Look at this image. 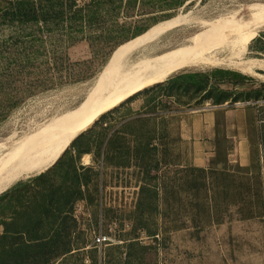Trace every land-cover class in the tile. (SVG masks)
Masks as SVG:
<instances>
[{
    "label": "rangeland",
    "instance_id": "1",
    "mask_svg": "<svg viewBox=\"0 0 264 264\" xmlns=\"http://www.w3.org/2000/svg\"><path fill=\"white\" fill-rule=\"evenodd\" d=\"M255 1L264 0H146L133 16L120 18L124 28L119 32L93 43L84 39L68 44L65 51L77 63L80 80L26 97L0 120V140L33 133L76 110L117 51L151 30L190 14L188 22L158 36L155 46L168 49L184 43L205 22ZM249 49L246 61H264V29ZM254 68L247 73L186 68L129 98L70 142L52 167L0 190V197L16 187L20 191L13 209L3 201L0 223L15 222L17 236L26 237L23 223L34 209L26 190H42L45 181L34 179L60 160L63 169L76 161L94 168L96 200L76 205L79 230L86 232L89 246L64 264H264V68ZM212 105L248 108L252 158L246 166L230 162L234 139L226 135L201 179L184 128L196 110ZM42 203L44 211L47 202ZM95 219L90 231L88 224ZM4 224L0 235L6 232ZM124 240L145 249L130 256L126 248H118L125 246Z\"/></svg>",
    "mask_w": 264,
    "mask_h": 264
},
{
    "label": "trees",
    "instance_id": "2",
    "mask_svg": "<svg viewBox=\"0 0 264 264\" xmlns=\"http://www.w3.org/2000/svg\"><path fill=\"white\" fill-rule=\"evenodd\" d=\"M145 3L146 0H0V120L37 91L79 81L77 63L71 61L66 46L84 39L93 43L119 32L124 28L120 18L133 16ZM124 39L117 38L110 48ZM61 166L62 160L34 179L45 181L42 190L29 186L25 192L34 205L23 223L26 237L17 236L15 222L0 223L6 227L0 235V264H64L69 256L87 250L86 232L79 230L75 208L79 202L93 205L96 200V172L76 161L67 169ZM194 170L201 179L206 177V169L194 166ZM18 193L16 187L0 197V209L4 200L6 207L13 209ZM43 201L47 202L44 211ZM96 225V219L92 220L88 229L93 231ZM48 226L52 227L49 232L45 230ZM50 231L53 233L48 236ZM124 245L118 248H126L130 256L145 249L140 243L127 244V240ZM92 246L97 251L96 244Z\"/></svg>",
    "mask_w": 264,
    "mask_h": 264
},
{
    "label": "bare ground",
    "instance_id": "3",
    "mask_svg": "<svg viewBox=\"0 0 264 264\" xmlns=\"http://www.w3.org/2000/svg\"><path fill=\"white\" fill-rule=\"evenodd\" d=\"M190 17L161 25L121 47L97 85L73 112L53 118L33 133L0 140V190L19 178L52 167L70 142L100 117L180 70L220 67L247 73L253 72L255 66L264 68V61H246L252 39L264 29V1L241 5L221 18L205 22L180 45L165 46V50L155 46L160 34L188 22Z\"/></svg>",
    "mask_w": 264,
    "mask_h": 264
},
{
    "label": "crops",
    "instance_id": "4",
    "mask_svg": "<svg viewBox=\"0 0 264 264\" xmlns=\"http://www.w3.org/2000/svg\"><path fill=\"white\" fill-rule=\"evenodd\" d=\"M185 137L191 139L193 165L208 169L220 149L224 136L234 139V149L228 153L230 162L249 165L251 141L248 108L228 109L212 105L196 110L184 128Z\"/></svg>",
    "mask_w": 264,
    "mask_h": 264
}]
</instances>
